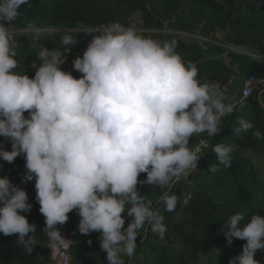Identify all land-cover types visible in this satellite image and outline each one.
Wrapping results in <instances>:
<instances>
[{
  "label": "clouds",
  "instance_id": "1",
  "mask_svg": "<svg viewBox=\"0 0 264 264\" xmlns=\"http://www.w3.org/2000/svg\"><path fill=\"white\" fill-rule=\"evenodd\" d=\"M24 5L30 0H0V137L11 143L10 151L0 148V159L11 164L23 156L22 180H35L53 254L70 247L61 226L75 210L80 234L99 233L108 264H126L125 257L131 264L141 229L161 240L167 231L159 208L137 185L165 189L156 203L175 211L179 198L170 194L172 186L198 169L208 146L201 134H219L221 119L233 113L235 103L219 84L198 78L197 67L176 51L175 40L162 41L119 22L86 33L91 38L72 61L78 78L61 67L78 42L79 34L71 31L62 32L58 47L38 48L33 76L20 73L19 43L9 25ZM22 35L36 48L47 32L33 21ZM250 94L251 89L244 93ZM249 131L264 138L244 118L233 128L237 137ZM193 135L197 141L190 144ZM234 147L213 146L211 173L231 167ZM141 173L144 179H138ZM32 207L27 191L0 174V233L15 235L28 254L38 245L37 226L22 213ZM223 221L228 245L234 238L245 241L228 264H260L255 254L264 251V215L246 218L237 211ZM199 264H207L206 256Z\"/></svg>",
  "mask_w": 264,
  "mask_h": 264
},
{
  "label": "trees",
  "instance_id": "2",
  "mask_svg": "<svg viewBox=\"0 0 264 264\" xmlns=\"http://www.w3.org/2000/svg\"><path fill=\"white\" fill-rule=\"evenodd\" d=\"M110 2L117 4L127 15L141 10L144 27L151 31L150 36L162 41L175 40L176 51L185 62L197 67L198 78L202 81L217 83L223 90V85L235 76L236 84L230 92L223 90L233 101L239 95L234 96L238 83L241 82L242 86L250 75L264 76V60L233 50L230 52L231 62L227 65L221 58L222 46L212 43L202 47L196 41L183 40L179 35V32H184L208 37L221 31L224 33L225 44L245 46L264 56V0H30V6H22L20 16L9 26L25 28L36 21L38 24L44 22L48 26L66 28L74 36L79 34L78 42L61 65L65 71H71L78 78L81 74L73 70L72 61L76 56H82L91 38L84 29H95L115 19V11L109 10ZM248 3V9L243 11L242 5ZM125 14L116 16L122 24L128 23ZM157 15L174 17L164 23ZM62 32L47 33L36 48L30 46L22 32H16L15 39L19 43L16 57L19 67L16 71L33 76L35 69L31 67L32 62L36 60L37 65L40 63L36 58L38 48L44 44L49 50L58 47ZM240 118L250 120L255 129L264 133V91L256 93L247 105L236 108L232 114L222 119L221 131L211 138L207 158L193 177L195 186L184 185L188 186L187 192L192 195L190 201L202 195L212 202L213 207L207 214L202 215L196 209H188V204L179 200L175 211L166 212L162 204L156 203L165 189L137 185L140 193L159 208L167 225L163 240L150 229L140 230L134 258L139 257L142 264H199L201 255L206 256L207 264H228L229 259L239 253L245 241L234 238L232 244L228 245L223 220L237 211L242 212L246 218L254 213L264 215V138L254 137L251 131L241 133L239 137L234 136L233 128L238 126ZM217 143L235 144L232 164L229 168L221 165L219 171L211 173L209 165L215 163L212 148ZM0 148L10 151V141L0 137ZM24 163L23 156H18L11 164L0 159V174L7 175L13 183L24 188L28 194V202L33 205L35 180L23 182ZM145 176L146 173H141L138 179H144ZM181 192L182 188L176 186L170 194H176L179 198ZM68 215L69 219L61 226V231L72 240L69 248L70 264H106V254L98 243L99 233L80 234L77 227L78 214L73 210ZM123 215L126 216V212ZM129 222L130 218H126L125 226ZM0 236L3 242L0 251L6 253L14 248L19 249L15 235L5 236L0 233ZM221 236L222 246L221 251H218ZM38 247L44 257L49 255L45 254L42 246ZM86 247L90 251L85 252ZM44 257L38 263L30 264H46ZM255 258L260 264H264V251H258ZM125 261L128 264L127 257Z\"/></svg>",
  "mask_w": 264,
  "mask_h": 264
},
{
  "label": "rangeland",
  "instance_id": "3",
  "mask_svg": "<svg viewBox=\"0 0 264 264\" xmlns=\"http://www.w3.org/2000/svg\"><path fill=\"white\" fill-rule=\"evenodd\" d=\"M109 10L115 11V19L109 21L107 24L112 22H119L122 24V21L118 19L116 16H121L125 14L126 12L119 8L117 4L114 2L109 3ZM124 12V13H123ZM132 15V14H130ZM130 15L125 14L128 23H124L122 25L124 26H130L135 28L138 32H141L146 35H150L151 32L144 27L143 24V14L142 12H137L134 14L133 17L129 18ZM40 26L44 27L47 33H51L54 31H69L66 28H59L55 25H46L44 22L39 23ZM10 29H12L14 32H16L17 28H14L13 26H9ZM28 28V27H27ZM25 28V30L27 29ZM92 29H84V31L87 33L91 31ZM179 35L181 38L185 41H198L199 38L193 34L179 32ZM198 43V42H197ZM206 47L209 45H205ZM241 89V82L238 83V85L235 87L234 92L236 96ZM194 184V182H193ZM195 186V184H194ZM34 200H33V207L29 212L22 213L26 215L29 223H34L36 227V233H35V239L38 241V245L35 246L34 251L30 254L26 253L23 246L19 245V249L14 248L10 250L9 252H3L0 251V264H30L33 262L38 263L44 256L40 253V250H38V246H42L45 254H49L47 257H44L46 264H61L62 260L63 263L68 260L66 250L60 249L55 254L52 253L51 249L48 247V238L46 234L43 233V227H44V216L39 212V203L35 200L36 191L34 192ZM183 202V201H182ZM190 202V203H189ZM188 203L183 202L185 205H187L188 209H196L200 214L205 215L207 214L210 209H212L213 205L212 202L208 201L205 196L199 195L198 197L192 199V201H189ZM33 209H35V212H33ZM32 233H30L31 235ZM61 234L69 239L68 235L61 231ZM0 248H3V242L1 240L0 236ZM1 250V249H0Z\"/></svg>",
  "mask_w": 264,
  "mask_h": 264
},
{
  "label": "built area",
  "instance_id": "4",
  "mask_svg": "<svg viewBox=\"0 0 264 264\" xmlns=\"http://www.w3.org/2000/svg\"><path fill=\"white\" fill-rule=\"evenodd\" d=\"M27 28V27H25ZM25 28H19L16 30V32H23L25 30ZM14 32V33H16ZM164 32H169L168 30H164ZM199 40L198 43L201 44V46L204 44H206L208 42V40L202 36H198ZM223 47V52L221 54V58L223 59V61L229 65L231 62V58H230V52L233 50H236L237 48L228 44H221ZM236 84V77L232 76L228 83H226L225 85H223V90L225 92H230L231 88ZM251 89V94L249 96H245L244 93L245 91ZM264 91V76H257V75H250L248 78H246L241 86V89L239 91V95L238 97L234 100L235 103V109L239 108V107H244L245 105H247L250 101V99L256 94H260L261 92ZM235 111V110H234ZM233 111V112H234ZM226 117V116H225ZM224 118V117H223ZM222 118V119H223ZM221 119V121H222ZM221 123V122H220ZM213 136H208L207 133L201 134V138H204L206 143H207V147L203 149V151L205 152L200 160L198 161V169L193 170V172L190 174V176H188L187 178L182 179L181 181H179L178 183L174 184L171 188V190H173V188H175L176 186H179V184L183 183L184 185L188 184V185H194L193 184V177L195 176V174L197 173V171L199 170V168L202 165V162L207 158V152L211 146V138ZM190 139L193 141V143H195L197 141V137L195 135H193L192 137H190ZM187 191V189H186ZM191 193L187 192V195L185 197H187V202L188 203L191 199ZM183 202H185V198L183 200ZM69 258L68 260L65 262V264H69Z\"/></svg>",
  "mask_w": 264,
  "mask_h": 264
},
{
  "label": "crops",
  "instance_id": "5",
  "mask_svg": "<svg viewBox=\"0 0 264 264\" xmlns=\"http://www.w3.org/2000/svg\"><path fill=\"white\" fill-rule=\"evenodd\" d=\"M248 7H249V3H248V4H243V5H242V10L245 11V10L248 9ZM137 12H141V10H138V11L132 13V15L129 16V18L133 17L134 14L137 13ZM149 31H150V30H149ZM162 31L164 32V30H162ZM150 32H151V31H150ZM193 35H195V36H197V38H199V37H198L199 35H196V34H193ZM204 38H206V39L208 40V42L206 43L207 45L214 43V44H216V45H220V46H222L221 44H225L224 41H223V39H224V33L221 32V31H218V32L212 33V34H210L208 37H204ZM196 42H198V41H196ZM199 44H200V43H199ZM206 44H204V46L202 45V47H206V46H205ZM200 45H201V44H200ZM236 48H237V49H236L237 51H240V52H243V53L249 54V55L253 56L255 59H258V60H264V56L258 54V52H256V51L253 50V49H250V48L245 47V46H239V47H236ZM191 143H193V141L190 139V144H191ZM184 187H185V188H188V186H184ZM64 235H65V233H64ZM69 248H70V247H69ZM69 248L66 250V253H68V254H67V258H69V261L71 262V256H70V250H69ZM84 251H85V252H88V251H90V248H89V247H86V248L84 249ZM70 262H69V264H70ZM61 264H64V263H63V260H62V263H61ZM106 264H108V262H107ZM131 264H142V263H141L140 258H139V257H136V258H134V259L131 260Z\"/></svg>",
  "mask_w": 264,
  "mask_h": 264
},
{
  "label": "water",
  "instance_id": "6",
  "mask_svg": "<svg viewBox=\"0 0 264 264\" xmlns=\"http://www.w3.org/2000/svg\"><path fill=\"white\" fill-rule=\"evenodd\" d=\"M150 8H151V6H150ZM153 13H156V12L153 10ZM173 17H174L173 15H168V16H160V15H157V18L158 19H161L164 23H167L169 20L173 19ZM179 187L182 188V192H181V194L179 196V201H183L184 198H185V196L187 195V191H186V188L184 187V184L183 183L179 184ZM222 237L223 236H221L219 238V245L217 247L218 251H221V246H222L221 245V241H222Z\"/></svg>",
  "mask_w": 264,
  "mask_h": 264
}]
</instances>
